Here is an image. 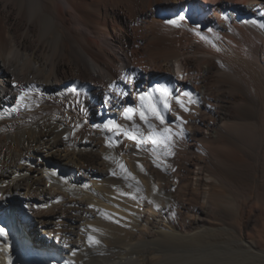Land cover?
<instances>
[{
    "label": "bare ground",
    "instance_id": "bare-ground-1",
    "mask_svg": "<svg viewBox=\"0 0 264 264\" xmlns=\"http://www.w3.org/2000/svg\"><path fill=\"white\" fill-rule=\"evenodd\" d=\"M262 25L264 0H0V264H264ZM145 92L155 132L125 118ZM182 183L183 230L156 210Z\"/></svg>",
    "mask_w": 264,
    "mask_h": 264
},
{
    "label": "rangeland",
    "instance_id": "rangeland-1",
    "mask_svg": "<svg viewBox=\"0 0 264 264\" xmlns=\"http://www.w3.org/2000/svg\"><path fill=\"white\" fill-rule=\"evenodd\" d=\"M120 171V169L118 170V172ZM206 175V174H205ZM215 184H211L210 186H205L206 187V189H204V186H201V187H199V188H197V186L195 187L196 188V190H195V192L197 193L198 192V190H203L202 192H209L210 194H211V196H212V203H213V207L208 211V217H209V219L212 221V222H214L215 224H222V219H223V215H224V211H227L228 210V206H227V204H231V203H233V201H235V199H234V196H233V194H232V191H230L229 189H225V188H223V186L222 185H220L219 183L217 184L216 182H214ZM183 184V185H182ZM182 184H180L179 186H178V188L180 187L181 189H179V191L181 192V193H179L180 194V197H178L179 195H176V196H174L173 198H171L170 199V202L168 201V200H162L161 202H158L157 203V205H156V210H157V212L159 213V214H161V218H162V223L163 224H165L166 223V225L167 226H169V227H175V228H177V229H181V230H183V229H186V227L188 226V223L187 222H189V220L191 219V218H194L195 219V217L197 218L198 217V212H197V210H193V211H191L190 210V208L188 209L186 206H188V204H191L192 203V200H189L190 199V196L191 195H189V192L187 193V192H185L184 190L185 189H183V186H184V188H186L187 189V184L185 185V183H182ZM220 185V186H219ZM203 188V189H202ZM183 189V190H182ZM209 189V190H208ZM231 193H230V192ZM183 193H184V195L186 194L187 195V197H186V195L184 196L183 195ZM255 194H256V196H257V193L255 192H252V194H251V196H252V199H253V202H257V197L255 196ZM183 197H182V196ZM232 199H231V198ZM255 197V198H254ZM178 198V199H177ZM189 198V199H188ZM194 199L195 197H193V196H191V199ZM180 199V201H178ZM188 199V200H187ZM231 199V200H230ZM176 200V201H175ZM165 201V202H164ZM188 201H191V202H188ZM194 201V203H195V201H196V203H201V197H200V199H194L193 200ZM198 201V202H197ZM200 201V202H199ZM228 201H230V203L228 202ZM186 202V203H185ZM163 203V205H161ZM168 203V204H167ZM183 203H184V206H183ZM226 203V204H225ZM160 204V205H159ZM168 206L169 208V210L167 209V208H165L164 206ZM181 205V206H180ZM214 205H215V207H214ZM159 206H163L162 208L161 207H159ZM197 206H199V205H197ZM222 206H224V207H222ZM227 206V207H226ZM159 207V208H158ZM200 207V206H199ZM219 207V208H218ZM165 208V209H164ZM214 209V210H213ZM224 210V211H223ZM220 212H221V216L219 215L220 214ZM223 212V213H222ZM180 216V217H179ZM218 216H220V218L218 217ZM187 217V218H186ZM191 217V218H190ZM166 219V220H165ZM187 219V220H186ZM219 219H221L220 221H218ZM214 220V221H213ZM104 225V224H103ZM101 226H102V224H101ZM115 226V225H114ZM113 225H111V223H107L106 224V226L104 225V227H106L107 229H109V232L111 231V230H114V228H116V226L114 227ZM182 226V227H181ZM111 227V228H110ZM98 229V228H97ZM97 231V230H96ZM98 231H99V233H101V234H103V235H105V233H102V232H100L101 230H99L98 229ZM97 231V232H98ZM112 232V231H111ZM110 232V235H113L112 233ZM167 241V242H166ZM169 241V242H168ZM172 241V242H171ZM164 240L163 241V243L164 242H166V243H169L170 244V242H171V244L170 245H174V243H177L178 241L177 240H175V242H174V240ZM179 244H180V242H178ZM168 244V245H169ZM31 244H29V246H30ZM30 248H31V246H30ZM30 248L28 247L27 248V250L29 249L30 250ZM28 254V256L29 257H34V254H32L31 252H28L27 253ZM30 254H32V255H30ZM34 259V258H33ZM32 259V260H33Z\"/></svg>",
    "mask_w": 264,
    "mask_h": 264
},
{
    "label": "snow or ice",
    "instance_id": "snow-or-ice-1",
    "mask_svg": "<svg viewBox=\"0 0 264 264\" xmlns=\"http://www.w3.org/2000/svg\"><path fill=\"white\" fill-rule=\"evenodd\" d=\"M180 19L183 20L184 17L181 16ZM168 23L175 24L176 21L175 20H170V21H168ZM262 27H264V25H262ZM209 31H211V29ZM121 79H123V77ZM110 87L114 88L115 86L114 85H110ZM156 92L160 93L159 101H160V103L163 104L165 109H168L169 111H171V107H170V103H169V98H171V99H174L176 101V103L179 105L180 108L184 109L185 111L188 110L187 105L183 102V100L181 99L180 96L171 97V94L167 91V89H161L159 86H157ZM184 95L185 96H189V97L191 96L190 93H185ZM25 99H26V97L23 96V95L20 96V97H17L16 101H15V104L13 105L12 111H17L18 106L20 105L21 101L25 100ZM139 100L142 102L141 103V110L137 113V110L135 108L127 107V108L124 109L125 118L127 120H129V121H133V119H134V115L133 114H138L140 120L143 121L147 125L148 129H150L153 132H155L156 131V127L151 122V120L148 119V115H146V112L150 113L156 120H158L160 122L161 125H163L165 123V120H164L163 116L161 115V113L157 109L156 98L152 94L145 92L143 95H141L139 97ZM146 101H147V103L145 104L144 102H146ZM110 123H113V122H110ZM104 127H107V125H105ZM116 127H117V129H119L122 126L117 125ZM132 128L136 130V133L138 135L142 136V133L140 132V126L139 125L133 123L132 124ZM169 131L170 130L168 128H164L163 129L164 133H169ZM157 134L159 135V133H157ZM129 138L133 139V140H136L137 139V135L130 136ZM152 142L155 144L157 141L155 139H153Z\"/></svg>",
    "mask_w": 264,
    "mask_h": 264
}]
</instances>
